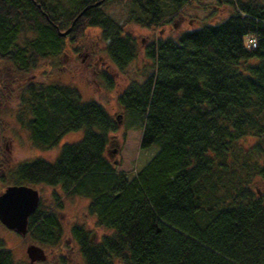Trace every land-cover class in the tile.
<instances>
[{"label":"trees","instance_id":"obj_1","mask_svg":"<svg viewBox=\"0 0 264 264\" xmlns=\"http://www.w3.org/2000/svg\"><path fill=\"white\" fill-rule=\"evenodd\" d=\"M108 1L0 0V56L28 71L59 53L65 38L98 26L113 64L125 69L136 42L103 11ZM189 1L133 0L126 21L157 25ZM146 55L155 70L119 95L142 118L140 147L158 146L143 167L128 177L107 158L118 124L104 105L82 102L73 87L39 83L26 97L33 144L50 149L67 132L85 133L55 161L21 162L19 180L89 198V213L111 233L92 243L82 225L71 227L86 264H264V191L252 185L259 178L264 187V4L239 0L216 23L153 41ZM249 136L253 144L243 145ZM28 231L55 245L62 226L39 203ZM0 264H16L3 240Z\"/></svg>","mask_w":264,"mask_h":264},{"label":"rangeland","instance_id":"obj_2","mask_svg":"<svg viewBox=\"0 0 264 264\" xmlns=\"http://www.w3.org/2000/svg\"><path fill=\"white\" fill-rule=\"evenodd\" d=\"M239 0H190L180 12L170 20H162L157 25L142 26L134 21H126L134 10L133 0H111L102 9L119 23L124 32L136 42V57L119 70L110 59L108 40L102 38L98 26H89L84 34L75 40L64 39L59 53L41 58L28 71H18L14 63L0 56V193L11 184L20 182L17 168L21 162L42 157L55 161L62 145L80 140L85 128L67 132L60 142L50 149L33 144L25 123L31 116L27 105V88L30 84H53L77 89L82 102L97 101L117 120V130L108 134L106 152L115 170L134 175L158 150V146L140 147L142 118L124 109L119 95L133 82L141 83L155 70V61L146 55V47L159 38H177L185 30L196 29L206 23H216L227 16ZM264 4V0H257ZM25 99V101H24ZM249 136L243 145L253 144ZM116 150V151H114ZM29 184L39 191L42 210L54 212L60 220L62 234L57 244L40 242L30 233H21L7 228L0 222V240L13 253L16 264H86L83 253L71 234V227L80 224L87 231L92 243L99 242L103 235L111 231L98 225L94 214L89 213V198L81 195H67L61 186L45 183ZM255 187H264L259 178L254 179ZM260 190V191H261ZM37 245L43 249V259H31L27 248Z\"/></svg>","mask_w":264,"mask_h":264},{"label":"water","instance_id":"obj_3","mask_svg":"<svg viewBox=\"0 0 264 264\" xmlns=\"http://www.w3.org/2000/svg\"><path fill=\"white\" fill-rule=\"evenodd\" d=\"M70 30L71 28L61 31L60 35H67ZM38 201L39 192L36 188L25 184L7 186L0 193V221L8 228L25 235L27 233L28 217L37 208ZM27 252L33 260L44 258V252L38 246L30 245Z\"/></svg>","mask_w":264,"mask_h":264},{"label":"flooded vegetation","instance_id":"obj_4","mask_svg":"<svg viewBox=\"0 0 264 264\" xmlns=\"http://www.w3.org/2000/svg\"><path fill=\"white\" fill-rule=\"evenodd\" d=\"M3 135L0 133V138L2 137ZM3 137H6V135H4ZM108 151V153H109V155L110 156H113V152H111V151H109V150H107ZM114 151H116V150H114ZM39 203H40V201H39Z\"/></svg>","mask_w":264,"mask_h":264},{"label":"built area","instance_id":"obj_5","mask_svg":"<svg viewBox=\"0 0 264 264\" xmlns=\"http://www.w3.org/2000/svg\"><path fill=\"white\" fill-rule=\"evenodd\" d=\"M253 44H255V42H253Z\"/></svg>","mask_w":264,"mask_h":264}]
</instances>
